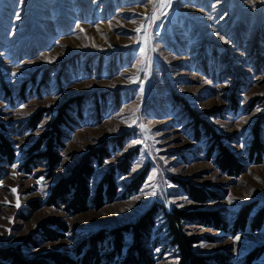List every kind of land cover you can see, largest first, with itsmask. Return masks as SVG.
<instances>
[{
	"label": "rangeland",
	"instance_id": "374dc122",
	"mask_svg": "<svg viewBox=\"0 0 264 264\" xmlns=\"http://www.w3.org/2000/svg\"><path fill=\"white\" fill-rule=\"evenodd\" d=\"M78 96L83 104L68 111L55 149L60 162L49 171L36 161L44 145L32 148L57 109ZM36 114L40 121L29 128ZM198 121L242 164L238 176L218 168L215 137L196 129ZM257 122L264 150V0H0V136L12 151L10 159L0 155V249L75 261L94 234L130 224L157 204L144 249L153 264H178L164 210H213L231 225L253 205L245 231L235 235L202 222L185 225L194 253L246 264L264 246V224L248 227L264 206V154L249 157ZM125 133L121 148L110 143L109 157L92 165L93 194L104 174L137 151L128 173L114 174V201L77 214L48 205L54 184L86 152ZM145 168L138 191L123 197ZM178 180L217 197L195 203ZM124 239L122 255L106 264H119L133 243L131 234ZM252 264H264V253Z\"/></svg>",
	"mask_w": 264,
	"mask_h": 264
},
{
	"label": "trees",
	"instance_id": "16d2710c",
	"mask_svg": "<svg viewBox=\"0 0 264 264\" xmlns=\"http://www.w3.org/2000/svg\"><path fill=\"white\" fill-rule=\"evenodd\" d=\"M78 96L74 99L70 98L65 101L56 111V115L49 124V131L40 135L41 137L32 148L33 151H38L41 145H44V149L38 153L39 159L36 161H42L46 163L49 171H54L59 165L60 159L58 153L55 152L57 147H61L62 140L64 138L65 125H69L68 111L73 107H80L83 104L84 98ZM81 101V102H80ZM192 113V112H191ZM194 119V117H192ZM261 119V118H260ZM259 119V120H260ZM39 116L34 115L27 122L29 128H35L39 123ZM261 121V120H260ZM196 129L203 130L207 136L215 137V147H217V158L216 165L218 168L229 174L230 176H238L242 169V164L235 158L229 150L222 145L220 140H216L217 136L212 128L205 122H196ZM260 122H257L254 133V142L249 148V157L255 158V161H259L261 155L264 154V150L261 148L260 141L258 143V128ZM130 134L125 133L114 137L110 141H103L98 147L91 148L87 154H85L79 163L70 171L66 177H61L55 184L54 192L51 198H48V205H58L62 204L65 206L67 211L70 213H83L90 207H95L99 209L103 207L105 203H110L114 201L116 196V188L114 184V174L117 170L120 174H127L129 171L130 164L137 154V151L131 152L126 155L124 159L114 168L110 169L97 183L94 193L92 194L90 189V180L92 174H94L93 162H97L98 165L102 163L106 158L109 157L108 146L115 145L122 147L124 142L129 138ZM57 142L60 143L58 146ZM10 144L0 136V155L10 159ZM260 155V156H259ZM33 164V163H32ZM27 166V165H26ZM148 168L144 169L139 175L134 177L128 184L125 192H123V197L132 195L137 192L141 184L146 178ZM177 185L181 187L183 192L188 196V199L195 203H206L213 200L216 194L213 192H208L204 188H198L190 185L187 182L179 181ZM211 195V197H210ZM254 209L253 205H244L239 210V216L236 217L233 223L227 224L224 219H222L217 211L213 210H194V211H184L180 209L172 208L169 211L163 212L164 225L169 237V241L173 247L177 250L178 254V264H227L226 257L220 255L219 253L210 255H200L193 252L192 247L196 243L195 238L189 236L185 229V225L188 223L199 225L202 222L204 226L217 227L214 230L230 232L235 235L244 232L246 229V223L249 214ZM160 208L157 204H153L148 207L145 212L134 222L130 224H124L110 230H101L100 233L94 236L87 243L89 246L87 252H85L80 258L75 261L71 257L64 254H48L41 255L35 259H26L21 252L20 246H10L8 248L0 249V259L2 261H7L8 264H103V262L111 261L115 256L122 255V250L125 243V236L128 234L132 235L133 243L131 247L126 250L124 257L121 259L119 264H153L151 256L144 249L143 243L149 238L152 227H154V219L158 215ZM249 228L251 231H259L264 224V206L260 209L257 215L248 221ZM207 224V225H205ZM203 226V225H201ZM50 233V232H47ZM51 234V233H50ZM57 236V235H56ZM56 239V238H53ZM51 240V239H49ZM107 242L110 243L112 250L108 254H102L107 251V247H103V244ZM264 253V246L259 247L252 252H250L246 257V264L254 263L262 254ZM79 254V252H76ZM8 255V256H7ZM51 261H49L48 259ZM71 258V259H70ZM46 259V260H45ZM225 259V260H224Z\"/></svg>",
	"mask_w": 264,
	"mask_h": 264
},
{
	"label": "snow or ice",
	"instance_id": "6c2138e0",
	"mask_svg": "<svg viewBox=\"0 0 264 264\" xmlns=\"http://www.w3.org/2000/svg\"><path fill=\"white\" fill-rule=\"evenodd\" d=\"M18 2L21 4V5H24V3H25V0H18ZM169 2H170V0H169ZM18 19L20 18L19 16L17 17ZM222 38V37H221ZM155 176V173L153 174V177ZM149 186L150 187H152V185H151V183L149 182ZM14 193H15V189H13L12 190ZM152 194L153 195H155V189H154V187H153V192H152ZM17 207H19V201H18V198H17V205H16ZM238 239V238H237Z\"/></svg>",
	"mask_w": 264,
	"mask_h": 264
}]
</instances>
